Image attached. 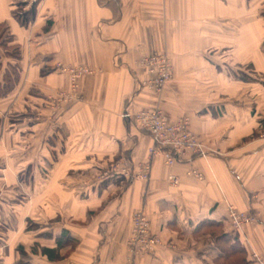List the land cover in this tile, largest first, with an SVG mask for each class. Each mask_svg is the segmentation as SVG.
Segmentation results:
<instances>
[{
  "label": "crops",
  "instance_id": "1",
  "mask_svg": "<svg viewBox=\"0 0 264 264\" xmlns=\"http://www.w3.org/2000/svg\"><path fill=\"white\" fill-rule=\"evenodd\" d=\"M15 4L0 0V33L18 47L13 57L0 46V85L17 69L0 94V184L9 188L0 223L15 231L0 239V264H216L218 226L203 221L233 230L227 205L260 213L236 234L246 257L254 249L264 260V0H39L25 24ZM156 50L173 65L160 96L136 87L145 76L137 61ZM57 63L93 71L79 74L78 99L52 108L70 84ZM155 106L171 120L189 117L206 154L167 164L151 153L150 134L123 113ZM143 162L149 176L131 178ZM17 196L24 216L74 223L27 231L9 220ZM138 209L162 241L152 253L128 244ZM62 228L73 236L69 253L56 248Z\"/></svg>",
  "mask_w": 264,
  "mask_h": 264
},
{
  "label": "built area",
  "instance_id": "2",
  "mask_svg": "<svg viewBox=\"0 0 264 264\" xmlns=\"http://www.w3.org/2000/svg\"><path fill=\"white\" fill-rule=\"evenodd\" d=\"M39 0H20L19 4H24L22 8L32 6ZM18 4V2H16ZM140 65H142L148 74L146 78L139 79L138 87H148L160 93L163 84L170 77L172 66L170 60L166 57L165 53H155L147 57L140 58ZM57 68L60 71L66 72L65 74L70 78V82L75 87L77 86L76 78L83 71L88 70L83 66L65 65L57 63ZM70 89L74 93V87ZM75 95V93H74ZM76 97V96H75ZM158 107L151 109L143 108L130 113L139 127L147 131L152 137L153 144L150 147L151 153L161 152L167 164H173L180 160L182 153L186 151H193L200 155H205V150H202L201 141L197 139V135L192 132L188 126L186 118H181L177 121H169L167 117L161 112ZM128 110L123 115H129ZM118 164V163H117ZM114 165L117 169L119 166ZM148 162H143L138 170L127 172L131 178L145 179L149 176ZM123 170V169H121ZM125 171V170H124ZM192 172L197 177H202L201 173L193 169ZM129 177V178H130ZM168 179L177 183V178L174 174H169ZM227 218L230 221L233 230H242L247 223L256 220L255 218L260 215L259 212L251 213L244 210H238L235 206L227 205ZM264 214V211L262 212ZM149 219L143 210L138 209L134 211L131 216V229L130 236H128V244L131 252L133 253H152V250L162 243L161 238L155 233L150 232ZM251 264H264L263 257L258 251H251Z\"/></svg>",
  "mask_w": 264,
  "mask_h": 264
},
{
  "label": "rangeland",
  "instance_id": "3",
  "mask_svg": "<svg viewBox=\"0 0 264 264\" xmlns=\"http://www.w3.org/2000/svg\"><path fill=\"white\" fill-rule=\"evenodd\" d=\"M16 2H18V4H19V2H20V0H16ZM16 4L15 6H14V8L16 9V10H18L19 12H23V11H25L28 7H25L24 9L22 8V6H24V4ZM20 6V7H19ZM33 6V5H32ZM30 7V6H29ZM3 31L0 33V46L2 47V50H4V51H7V53H9V54H12V56L13 57H16L15 55H14V51L15 50H13V48H14V43H12V39H11V37H9L8 35L7 36H4V37H2V35H3ZM160 52H162V53H165L166 54V57L170 60V63H171V66H172V70H173V65H172V60H171V58H170V55L166 52V51H162V50H156V51H152V52H149V53H146L145 55H143L142 57H147V56H150V55H152V54H155V53H160ZM142 57H140V58H142ZM140 58H139V60L137 61V67L138 68H141V69H143V72L145 73V76H142L140 79H143V78H146V76L148 75L147 73H146V71H145V69H144V67L142 66V65H140ZM76 66V65H75ZM77 66H83V67H86L88 70H86V71H83L82 73H91L92 71H93V69H90V67H88V66H85V65H77ZM76 66V67H77ZM59 71H60V69H58ZM172 70H170V72H171V75H170V77L167 79V81L165 82V84H167V82L172 78V76H173V72H172ZM16 71H17V69H16V65L14 66H11L10 67V70L8 71V74H12V76H10V80H9V84H11V83H13V82H15L16 81V78L14 77V75L16 74ZM61 72V71H60ZM64 73H66V72H64ZM10 74V75H11ZM80 76V75H79ZM79 76L76 78V83H77V86H73L72 85V83L70 82V84H71V88H73L74 87V93H75V95H74V93H71V91H69V87H70V84H69V87L67 88V90H63V89H58L59 91H57L56 92V94H54V95H52L51 96V98L50 99H52V101H51V106H52V108H55L60 102L61 103H64V102H68V101H74V99H78L79 97H80V90L78 89V79H79ZM256 77H258V74H256ZM70 79V78H69ZM139 82V81H138ZM138 82H137V85H138ZM8 83V82H7ZM8 84V85H9ZM165 84H163V88L165 87L164 85ZM5 85V84H4ZM136 85V87H138ZM3 86H1L0 85V89L2 88ZM12 87H13V85H12ZM11 87V88H12ZM10 88V89H11ZM139 89H148V90H152V91H154V93L156 94V95H159L160 96V93H161V91L163 90V88H162V90L160 91V93L159 92H157V91H155V90H153V89H151V88H148V87H143V88H140V87H138ZM9 91V90H8ZM1 94V93H0ZM76 96V97H75ZM155 107H158L159 109H160V107L159 106H155ZM140 109H143V108H138V109H135L133 112H135V111H137V110H140ZM147 109H151V108H147ZM146 109V110H147ZM128 110V109H127ZM160 110H162V109H160ZM129 111V110H128ZM130 113H132V112H129V114ZM130 117H131V119H132V115L130 114ZM181 118H186L187 119V122H188V126H189V124H190V119H189V117H187L186 115H182V116H179V117H177L175 120L173 119V120H171V119H168L169 121H177V120H179V119H181ZM133 120V119H132ZM133 123H135V122H133ZM136 124V123H135ZM137 125V124H136ZM138 126V125H137ZM190 127V126H189ZM262 132H263V130H262ZM263 134V133H262ZM70 183L71 182H67V184L65 185V186H69L70 185ZM7 185H4V184H0V201H2V199L5 197V192H7L8 191V189L9 188H7L6 187ZM29 186L30 187H32V186H34V187H40L39 186V184L38 183H29ZM29 188V187H28ZM7 197V196H6ZM66 199V198H65ZM21 198H20V196H17V197H15L14 198V201L15 202H17V204L15 203H13V205H12V203H10V207H8L9 208V211H13L14 209H15V212H14V214H12V213H10V214H8V216H9V220H12L13 222H15V225H19V223L21 222L22 223V225H24L23 227L28 231L29 229H32L34 232H38L40 229H42V228H44V226H46V225H48V223H50V224H55V223H57V224H63V225H69V223H74V215H62V216H57L56 218H52V219H50V220H47V219H42L41 221L39 220V219H37V215H32V216H30L29 217V215L27 216V215H25L24 216V214H21L20 212H21V208H19V203L21 204ZM66 201L64 200V203H65ZM5 204H4V207L3 206H0V207H3L4 209H6V207H7V205H6V202H4ZM68 203H70V202H68ZM1 205V204H0ZM60 206H61V204H60ZM238 210H241V209H239V208H237ZM16 210H17V212H16ZM264 211V210H263ZM263 211H260L261 213L263 212ZM3 215V217H4V219H1V220H5V222L7 221V215H5V214H2ZM257 218H259V215H258V217ZM257 218H255L256 220H254V221H257ZM254 221H252V222H254ZM251 222V223H252ZM247 224H250V223H247ZM53 226H57V225H53ZM44 229H46V230H44V231H48V228H44ZM62 230H63V228H62ZM32 231V232H33ZM237 231V230H236ZM15 231H13V229H9V231L7 230V229H4V226H2V224L0 223V239L1 238H6L7 236H8V234H12V233H14ZM21 232V231H20ZM241 232H243L242 230H239L238 231V233H241ZM45 233V232H44ZM18 236V235H17ZM36 236H39V234L37 235L36 234ZM56 237H61V241L63 242V248H65V250L62 252V253H69L72 249H74V240H73V236H71L70 235V233L68 234V232H65V233H62L61 234V232H60V234L58 233L57 234V236ZM68 246V247H67ZM18 248H19V246H18ZM252 250H254V249H251L250 250V252L248 253V257H247V261L249 262V264H251V261H250V259H251V256H250V254H251V251ZM254 251H256V250H254ZM259 253V252H258ZM263 257V256H262Z\"/></svg>",
  "mask_w": 264,
  "mask_h": 264
},
{
  "label": "trees",
  "instance_id": "4",
  "mask_svg": "<svg viewBox=\"0 0 264 264\" xmlns=\"http://www.w3.org/2000/svg\"><path fill=\"white\" fill-rule=\"evenodd\" d=\"M12 9H13L12 11L13 15L19 21V23H24V24L27 23V21L32 19V16L34 14L33 6L28 7L23 12H19L14 7ZM17 48L18 47L15 44L13 50H15L14 55L16 57L18 56ZM16 75H17V71L14 77H16ZM11 87H12L11 84L3 85V87L0 89V93L9 90ZM203 222L205 223V225L207 224L208 227L210 226L219 227L220 225L219 221H215L211 219H207L206 221ZM218 227L217 229H213L212 232L210 233L211 235L214 236L216 248H218L221 253L220 256L218 255V257H216V262H217L216 264H249L246 257V248L244 247V244L241 242V240L238 238V235L236 234L238 233V231L230 230L229 232H227L224 231L222 228L218 229ZM65 232H67V230L62 231V233ZM56 241H57L56 248H59V246H61L62 243L61 237L60 238L57 237ZM19 250L21 252L20 254L22 255V253H24L23 249L19 247ZM41 250L50 258L56 257V255H54L55 248L42 247ZM15 264H23V263L19 259L15 262Z\"/></svg>",
  "mask_w": 264,
  "mask_h": 264
}]
</instances>
